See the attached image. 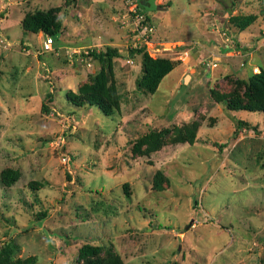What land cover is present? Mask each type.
<instances>
[{"label":"rangeland","instance_id":"obj_1","mask_svg":"<svg viewBox=\"0 0 264 264\" xmlns=\"http://www.w3.org/2000/svg\"><path fill=\"white\" fill-rule=\"evenodd\" d=\"M130 1L0 0V264H264V112L216 98L264 71V0H153L140 49L174 67L152 94ZM49 9L62 30L44 52L21 22ZM106 47L110 63L85 54ZM93 94L108 113L77 104Z\"/></svg>","mask_w":264,"mask_h":264},{"label":"trees","instance_id":"obj_2","mask_svg":"<svg viewBox=\"0 0 264 264\" xmlns=\"http://www.w3.org/2000/svg\"><path fill=\"white\" fill-rule=\"evenodd\" d=\"M137 0V7L138 10L141 12L148 13L152 12V10L162 9L161 5H158L153 2V0ZM149 20V18H148ZM253 18L247 17L240 21L238 24L239 28L247 27ZM21 27L24 32L36 34V33H43L46 36H56L62 30V23L56 17L55 12L53 9H49L47 11H36L34 14H28L26 17L23 18L21 22ZM135 53H140L143 56L142 60V69H143V76L142 79L138 81V85L140 88H143L146 93L152 94L160 83L161 79L168 73L173 70V63L168 58H151L148 56L147 53L143 52L140 48L138 49H131L130 54L131 56ZM87 57L91 59H97L101 63H110L113 61L114 58H117V53L111 48L99 49V51H91L87 54ZM236 85L238 86V91L231 92L228 97L227 95L217 96L216 98L221 101H225L227 108L232 111H261L264 112V71H260L258 74L253 73L247 79H242L236 81ZM47 101L53 102L52 94L46 93ZM78 99L77 104L84 106H93L94 104L100 106L104 112L106 108L109 107L108 103L102 99L101 95L93 94L88 96L85 100L81 99V97L77 96ZM42 108L46 112L50 111V107L47 106L45 102L42 103ZM238 128L245 127L247 129H251L253 131L256 130L254 126L249 124L244 120H239ZM238 128L233 131L232 136L236 137ZM140 143L138 142L134 149L137 150L140 147ZM18 172L12 169H6L1 175L2 182L5 184H11L14 180L18 178ZM43 218L47 215L42 213ZM9 246V247H7ZM16 244H7L6 248L1 250V252H5V255L10 256V249L14 248ZM99 248L97 246H83L79 249V257L81 259H88L92 257L95 253H97ZM9 253V254H8ZM1 254V253H0ZM37 257L28 256L24 259L19 257H6V260L3 264H36Z\"/></svg>","mask_w":264,"mask_h":264},{"label":"built area","instance_id":"obj_3","mask_svg":"<svg viewBox=\"0 0 264 264\" xmlns=\"http://www.w3.org/2000/svg\"><path fill=\"white\" fill-rule=\"evenodd\" d=\"M136 1L137 0L130 1L125 15V20H127L128 22L127 28L129 36H136L137 44L132 45L133 47H135L134 49L144 47L146 48L145 45H151V43H153V36L155 33L154 25L153 23H151L150 19L148 20L149 17L146 13L141 12V10H138L139 7H137ZM44 36L45 39H43L42 42V50L44 52L52 51V45L54 42L53 36ZM225 40L227 41L228 38H226ZM85 54L87 55L88 53ZM157 57L160 58V56H156V58ZM213 65H215V63Z\"/></svg>","mask_w":264,"mask_h":264},{"label":"water","instance_id":"obj_4","mask_svg":"<svg viewBox=\"0 0 264 264\" xmlns=\"http://www.w3.org/2000/svg\"><path fill=\"white\" fill-rule=\"evenodd\" d=\"M144 2H145V0L142 1V3H144Z\"/></svg>","mask_w":264,"mask_h":264},{"label":"crops","instance_id":"obj_5","mask_svg":"<svg viewBox=\"0 0 264 264\" xmlns=\"http://www.w3.org/2000/svg\"><path fill=\"white\" fill-rule=\"evenodd\" d=\"M225 45H226V44H225ZM226 46H228V45H226ZM226 46H225V47H226ZM228 48H229V46H228Z\"/></svg>","mask_w":264,"mask_h":264}]
</instances>
